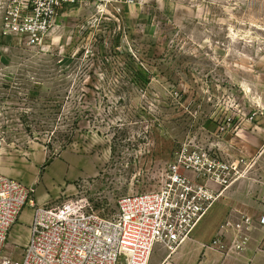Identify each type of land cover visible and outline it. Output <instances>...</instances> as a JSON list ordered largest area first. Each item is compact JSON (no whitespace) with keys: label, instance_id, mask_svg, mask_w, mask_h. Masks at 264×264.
<instances>
[{"label":"rangeland","instance_id":"374dc122","mask_svg":"<svg viewBox=\"0 0 264 264\" xmlns=\"http://www.w3.org/2000/svg\"><path fill=\"white\" fill-rule=\"evenodd\" d=\"M196 149L239 176L218 200L233 188L259 199L264 0H134L118 14L79 3L39 47L3 35L0 18V172L32 201L4 256H22L34 208L114 214Z\"/></svg>","mask_w":264,"mask_h":264},{"label":"built area","instance_id":"2783aa9c","mask_svg":"<svg viewBox=\"0 0 264 264\" xmlns=\"http://www.w3.org/2000/svg\"><path fill=\"white\" fill-rule=\"evenodd\" d=\"M134 0H0L3 35L18 36L30 47L45 40L63 8L79 3L120 13ZM232 164L203 149L182 150L167 170L164 183L145 192L119 198L111 215L89 211L71 213L49 206L33 209L22 256L3 255L13 225L31 204L30 190L0 172V264H149L155 246L169 254L191 235L207 209L239 178H231ZM264 226V214L258 218ZM225 226H232L225 222ZM254 219L241 215L234 224L230 247L219 233L211 247L228 253L247 246ZM224 227V226H223Z\"/></svg>","mask_w":264,"mask_h":264},{"label":"crops","instance_id":"0c3cea01","mask_svg":"<svg viewBox=\"0 0 264 264\" xmlns=\"http://www.w3.org/2000/svg\"><path fill=\"white\" fill-rule=\"evenodd\" d=\"M244 184L240 183L238 187ZM242 188L243 186L239 188L240 192L248 191ZM229 192L226 198L214 202L207 209L190 237L174 253L169 254L164 247L155 246L149 264H264V226L258 223V218L264 214V191L260 193L258 200H253L247 193H239L237 188ZM24 210L19 220L25 215ZM28 215L29 227L32 214ZM241 215L254 219V226L250 231L245 232L248 236L246 248L225 253L211 247V240L219 233L226 236L227 246H231L236 235L234 224L239 222ZM225 222H231L232 226H225ZM16 225L14 232H18L15 229ZM25 240H28V235Z\"/></svg>","mask_w":264,"mask_h":264}]
</instances>
